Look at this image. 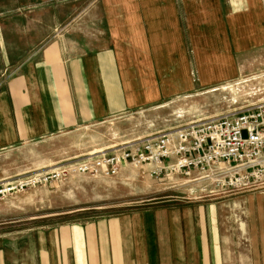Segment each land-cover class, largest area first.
<instances>
[{"label": "crops", "instance_id": "1", "mask_svg": "<svg viewBox=\"0 0 264 264\" xmlns=\"http://www.w3.org/2000/svg\"><path fill=\"white\" fill-rule=\"evenodd\" d=\"M263 60L264 0H0V154L165 108ZM213 118L149 123L119 145ZM221 219L218 203H190L60 225L12 264H230Z\"/></svg>", "mask_w": 264, "mask_h": 264}, {"label": "rangeland", "instance_id": "2", "mask_svg": "<svg viewBox=\"0 0 264 264\" xmlns=\"http://www.w3.org/2000/svg\"><path fill=\"white\" fill-rule=\"evenodd\" d=\"M263 102L264 60L234 81L165 108L0 154V264L22 258L39 233L56 226L190 203L219 204L230 264H264V188L221 189L198 170L190 177H155L143 165H126L116 176L72 171L88 157L118 152L126 135L145 132L149 123L162 129L161 123L167 122L166 128L174 130L187 121L220 117ZM22 182L29 185L16 188Z\"/></svg>", "mask_w": 264, "mask_h": 264}, {"label": "built area", "instance_id": "3", "mask_svg": "<svg viewBox=\"0 0 264 264\" xmlns=\"http://www.w3.org/2000/svg\"><path fill=\"white\" fill-rule=\"evenodd\" d=\"M126 165L147 166L155 177H190L198 170L208 173L221 189H263L264 102L124 146L118 152L88 157L72 171L116 176ZM28 185L22 182L16 188Z\"/></svg>", "mask_w": 264, "mask_h": 264}]
</instances>
